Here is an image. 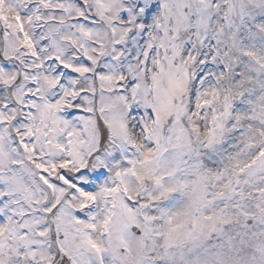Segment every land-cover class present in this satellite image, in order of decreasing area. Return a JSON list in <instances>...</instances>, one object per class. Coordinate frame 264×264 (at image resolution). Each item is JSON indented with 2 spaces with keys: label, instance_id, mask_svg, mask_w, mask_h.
Returning <instances> with one entry per match:
<instances>
[{
  "label": "snow or ice",
  "instance_id": "snow-or-ice-1",
  "mask_svg": "<svg viewBox=\"0 0 264 264\" xmlns=\"http://www.w3.org/2000/svg\"><path fill=\"white\" fill-rule=\"evenodd\" d=\"M0 264H264V0H0Z\"/></svg>",
  "mask_w": 264,
  "mask_h": 264
}]
</instances>
